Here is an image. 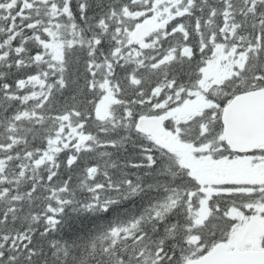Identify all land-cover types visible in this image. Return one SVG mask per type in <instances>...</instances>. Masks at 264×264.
Masks as SVG:
<instances>
[{
	"label": "snow or ice",
	"instance_id": "snow-or-ice-1",
	"mask_svg": "<svg viewBox=\"0 0 264 264\" xmlns=\"http://www.w3.org/2000/svg\"><path fill=\"white\" fill-rule=\"evenodd\" d=\"M0 264H264V0H0Z\"/></svg>",
	"mask_w": 264,
	"mask_h": 264
}]
</instances>
